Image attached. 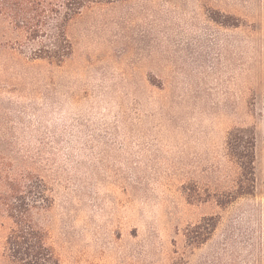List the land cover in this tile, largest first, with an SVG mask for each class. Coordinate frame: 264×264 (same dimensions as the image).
Returning <instances> with one entry per match:
<instances>
[{"label": "rangeland", "instance_id": "obj_1", "mask_svg": "<svg viewBox=\"0 0 264 264\" xmlns=\"http://www.w3.org/2000/svg\"><path fill=\"white\" fill-rule=\"evenodd\" d=\"M81 3L59 63L0 19V167L43 181L29 214L60 264H264V0ZM235 128L254 190L220 206ZM11 226L0 203V264Z\"/></svg>", "mask_w": 264, "mask_h": 264}, {"label": "trees", "instance_id": "obj_2", "mask_svg": "<svg viewBox=\"0 0 264 264\" xmlns=\"http://www.w3.org/2000/svg\"><path fill=\"white\" fill-rule=\"evenodd\" d=\"M81 5V0H0V19L11 24L16 21L15 29L24 36V40L18 43L20 48L35 45L30 49L29 59L59 63L72 50L65 34V24ZM226 146L228 155L238 165L239 176L234 189L225 193L224 198H216L220 206L244 194H251L255 181L253 132L247 128L231 130ZM3 172L0 167V203L12 222L5 240L8 256L19 264H60L46 241L45 232L29 214L32 208L48 199L43 181L29 171H20L14 179L9 172L5 175ZM207 219L212 222L199 224V230L187 234L190 244L201 243L204 232L215 228L217 222L214 217Z\"/></svg>", "mask_w": 264, "mask_h": 264}]
</instances>
